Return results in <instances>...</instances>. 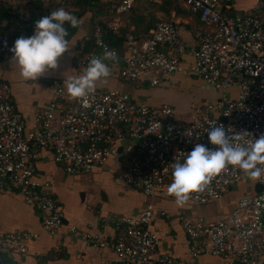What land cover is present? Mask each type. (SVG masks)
<instances>
[{"label":"built area","instance_id":"1","mask_svg":"<svg viewBox=\"0 0 264 264\" xmlns=\"http://www.w3.org/2000/svg\"><path fill=\"white\" fill-rule=\"evenodd\" d=\"M10 1L14 0H0V6ZM39 1L47 16L52 4L62 7L74 1L97 0ZM98 1L105 3L106 14L113 16L106 21L107 28L117 32L121 15L131 10L136 0ZM176 1L196 13L201 22L191 31L194 44H189L176 25L165 19L158 20L146 34L127 32L126 54L118 76L140 86L144 73L156 71L159 76L150 79L156 85L161 77L180 71L181 60L189 53L191 71L221 92L214 102L188 106L190 119L178 117L168 103L134 102L127 93L98 85L85 107L80 99L69 96L64 79L54 78L53 100L34 112L36 125L26 132L9 84L0 81V186L13 188L40 211L46 232L59 230L63 213L53 195L34 178L38 148L50 150L54 162L72 175L90 172L110 160L119 168L120 180L153 196L171 183L172 164L183 162L197 143L217 147L209 142L207 130L211 125H231L235 131H247L257 138L264 133V0L240 13L228 11L231 0ZM30 16L28 13L22 18L27 21ZM35 21L31 23V35ZM85 39L92 40L95 47L73 59L77 67H87L93 56L102 57L105 47L114 50L117 57V51L103 39L100 24L95 23ZM15 40L10 31L0 30V55L10 54ZM246 176L242 170L228 166L203 191L190 193L188 200L201 205L219 199ZM262 181L253 179L251 190L221 218L212 222L181 218L191 256L207 254L238 264H264ZM255 184L262 186L260 191L253 190ZM153 213V205L148 204L137 217L107 216L115 230V264H179L172 256L156 252L158 236L148 228ZM36 236L19 232L0 235V249L27 252L29 241Z\"/></svg>","mask_w":264,"mask_h":264},{"label":"crops","instance_id":"2","mask_svg":"<svg viewBox=\"0 0 264 264\" xmlns=\"http://www.w3.org/2000/svg\"><path fill=\"white\" fill-rule=\"evenodd\" d=\"M257 1L231 0L228 11L240 13L252 8ZM95 4L77 1L62 7L51 6L52 11L63 8L76 16L80 24L68 27V51L59 58V67L49 70L37 80L26 81L21 78L18 66L12 62V53L0 55V81L9 84L16 109L24 117L26 132L36 125L34 112L47 105L55 96L51 80L83 74L86 67H77L73 59L94 49L93 41L85 39V36L95 23L101 25L103 39L117 51V59L104 61L111 74L97 81L99 87L118 89L138 103H168L178 117L184 119L191 118L187 108L196 100L207 104L219 97L220 91L191 71L192 56L189 53L183 56L180 71L161 77L156 85L150 83L152 76H159L156 71L144 73L140 86L126 83L118 76L122 58L126 54L125 33L134 30L146 34V30H150L157 20L165 19L172 21L181 36L193 45L191 31L201 26L196 13L176 0H136L133 8L121 15L117 32H112L107 28L106 21L112 20L113 16L106 14V7L102 4ZM28 13L37 19L45 16L39 0H14L2 4L0 30L10 31L15 39L31 36L26 33L22 18ZM170 85H175L176 90L189 86L194 96L190 101H186L183 96L177 97V93L170 92ZM230 92L234 95L233 90ZM36 154L34 178L55 198L63 213V222L56 233L46 232L42 228L43 214L27 204L13 188L0 186V235L11 232L37 234L29 241L27 252L0 249V264H115L117 258L112 248L115 230L113 223L107 221V216L137 217L148 204L154 207L148 228L158 236V254H168L179 264H238L213 255L191 256L180 220L203 218L206 222H212L227 215L236 206L238 199L250 191L252 178L244 177L219 199L201 205H194L187 200L183 205H178L175 196L167 192L170 183L153 196H147L120 180L117 177L119 168L114 167L110 160L90 172L72 175L54 162L50 150L38 148Z\"/></svg>","mask_w":264,"mask_h":264},{"label":"clouds","instance_id":"3","mask_svg":"<svg viewBox=\"0 0 264 264\" xmlns=\"http://www.w3.org/2000/svg\"><path fill=\"white\" fill-rule=\"evenodd\" d=\"M66 22L72 27L80 24L76 16L63 8L57 9L35 21L33 35L20 36L14 41L10 48L11 59L18 66L22 79L35 81L59 67V58L68 51ZM116 58V52L105 47L103 56H93L82 75L64 79L69 96L80 99L87 107L97 81L111 74L104 61ZM207 131L209 142L217 147L208 148L197 143L186 153L183 162L172 164V181L167 192L175 196L178 205H183L190 193L203 191L212 178L228 166L242 170L255 181H262L264 176V133L257 138L247 131L237 132L231 125L226 128L223 124L211 125Z\"/></svg>","mask_w":264,"mask_h":264},{"label":"trees","instance_id":"4","mask_svg":"<svg viewBox=\"0 0 264 264\" xmlns=\"http://www.w3.org/2000/svg\"><path fill=\"white\" fill-rule=\"evenodd\" d=\"M153 1V0H152ZM154 1H159V0H154ZM75 2V1H74ZM77 2V1H76ZM81 2V1H80ZM71 3V2H70ZM84 4H86V3H89V2H83ZM91 3H96L95 5H97V3H99V4H102L103 5V7L105 8L106 7V5H105V3L103 4V2H101V1H93V2H91ZM52 6L53 7H57V5L56 4H52ZM34 20H37V18H35L33 15H32V13H31V16H30V20H24V24H25V30H26V33L27 34H30L31 35V23H32V21H34ZM159 20H161V19H159ZM158 21V20H157ZM156 21V22H157ZM156 22L154 23V25L152 26V28L155 26V24H156ZM68 27H72L69 23H65V28L67 29V31L69 32V30L70 29H68ZM147 31H149V30H146V32ZM133 33H135V34H144L143 32H138V31H134L133 30ZM148 33V32H147ZM115 34H113V36H114ZM109 36H110V34H109ZM68 37H69V35L66 37L67 39H68Z\"/></svg>","mask_w":264,"mask_h":264},{"label":"rangeland","instance_id":"5","mask_svg":"<svg viewBox=\"0 0 264 264\" xmlns=\"http://www.w3.org/2000/svg\"><path fill=\"white\" fill-rule=\"evenodd\" d=\"M199 87H197L198 89ZM200 89V88H199ZM170 92L171 93H177V97L178 96H183V98L186 100V101H190L192 99V97L194 96L192 94L193 90L191 91L189 89V86H185V87H182V88H179V90H176L175 89V85H170ZM197 101V102H196ZM195 102L196 103H193L195 105H205L201 102H198V100H196ZM208 104V103H207ZM245 178H248V179H251L250 177L246 176ZM250 190H251V185H250Z\"/></svg>","mask_w":264,"mask_h":264},{"label":"water","instance_id":"6","mask_svg":"<svg viewBox=\"0 0 264 264\" xmlns=\"http://www.w3.org/2000/svg\"><path fill=\"white\" fill-rule=\"evenodd\" d=\"M261 185L260 184H255L254 185V187H253V190L255 191V192H258V191H260L261 190Z\"/></svg>","mask_w":264,"mask_h":264}]
</instances>
